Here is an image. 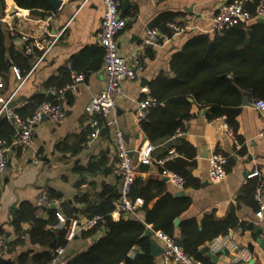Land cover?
Wrapping results in <instances>:
<instances>
[{"label": "crops", "instance_id": "obj_1", "mask_svg": "<svg viewBox=\"0 0 264 264\" xmlns=\"http://www.w3.org/2000/svg\"><path fill=\"white\" fill-rule=\"evenodd\" d=\"M124 1L121 0L120 14L130 17V20L118 34L119 52L126 57L137 56L143 70L135 79L123 82V94L116 100L115 113L102 117L85 110L105 83L104 52L96 36L103 13L102 0H89L78 11L75 6L80 0H74L71 4L62 3L58 10L50 8L45 1L46 5L33 8V11L43 16L33 15L28 8L18 7L14 0H4L0 25L5 31L7 53L10 48L22 51L18 39L21 33L27 34L36 43L29 56L30 68L23 76L20 74V79L13 69L4 74L6 81L0 75L3 83L1 97L7 99L16 91L14 98L23 99L15 108L7 109L9 112L16 114L18 109L28 105L32 96L43 94L51 97L49 91L56 87L46 86L47 81H55L57 85L67 74L69 82L74 74L84 75V81L77 91L68 93L63 101L65 117L56 125L43 118L35 126L31 145L25 148L11 147L7 153L11 165L0 173V230L9 239H15L9 225L12 209L25 201L34 203L41 189H52L59 196V201L53 204L54 209L67 214L70 207L74 213L72 217L78 218L85 217L79 214L75 216L84 206L81 199L91 205H98L117 189L119 170L114 143L116 127L123 131L126 146L137 160V151L151 143L142 131V119L136 114L139 101L152 97L156 79L172 77L171 60L189 40L198 35L206 34L211 39L215 36L211 33L210 17L231 0H129L127 6L123 5ZM168 13L175 15L174 22L182 23L189 29L182 34H174L167 26V32L159 29L158 18ZM186 14L191 15L190 21H186ZM9 27L14 29L16 35L9 33ZM151 27L158 29L160 44L142 46L146 30ZM48 45L50 47L45 53ZM41 55V61L32 70ZM245 95L250 94L244 93L243 97ZM209 112V107L193 105L189 119L183 121L182 127L171 138L159 144L151 143L155 147L151 153L152 162L143 167L144 164L136 161L134 192L139 193L136 197L143 200L147 197L151 199L148 209L162 198L190 199L189 207L175 218L179 220L177 225L174 220L176 237L180 235L179 224L183 220L195 219L201 224L205 217L224 221L234 216L239 225L230 229L229 233L240 246L248 247V243L254 245L253 259L247 264H264V251L254 242L252 231L246 228L249 222L264 228V213L262 218L256 216L257 207L252 190L249 193L247 189L245 191V187L255 179L261 178L264 182V112L253 109L250 103L243 105L241 101L235 116V127L227 122L224 115L209 119ZM113 117L117 120L116 127L112 125ZM224 124L230 131L223 127ZM92 133L96 135L91 136ZM179 138L195 149L194 164L188 170L191 177L197 180L195 187L176 189L159 173L160 166L156 161L164 159L159 158L162 152L174 149L168 143ZM212 152L228 157L226 175L219 183L208 180L207 160ZM36 154L40 158L38 163H33L32 158ZM175 157L178 154L175 153L171 159ZM95 163L98 165L91 166ZM254 171L258 175L247 177ZM179 192L182 193L180 196ZM124 216L120 215L113 220ZM128 216V219L143 221L145 209H139L138 218ZM24 228H27L26 224ZM99 232L100 237L105 231ZM148 238L154 239L153 235ZM94 241L92 236L77 235L69 244L67 258L86 250ZM157 243L161 246L159 241ZM35 249L40 250L38 247ZM130 253L131 256L141 253V248L134 246ZM203 255L204 264H233L226 253L209 255L205 251ZM7 258L12 259L10 256ZM152 258L154 264H164L161 254Z\"/></svg>", "mask_w": 264, "mask_h": 264}, {"label": "trees", "instance_id": "obj_2", "mask_svg": "<svg viewBox=\"0 0 264 264\" xmlns=\"http://www.w3.org/2000/svg\"><path fill=\"white\" fill-rule=\"evenodd\" d=\"M258 1H245V7L253 12ZM14 2L18 7L28 8L33 15L43 16L33 11V8L37 5H46L44 0ZM4 7V0H0V17ZM174 16L173 13L160 16L157 20L159 29L167 32L166 24L172 22ZM4 42L5 31L0 25V75L2 80L6 81L4 74L14 67L19 69L21 76L24 75L30 68V55L13 48L7 53ZM210 42L213 45L208 50ZM170 67L172 77H160L154 81L155 90L151 96L158 104L150 107L146 117L141 121L142 131L151 143L159 144L171 138L176 130L182 127L183 121L189 119L193 105L200 108L209 107V119L224 115L227 122L235 127V116L244 93L250 94L252 100L264 99V22L255 20L249 24L238 23L212 39L206 34L198 35L173 56ZM67 76L68 74L63 80H59L57 85L55 81H47L46 86L61 88L69 83ZM51 99L52 97L43 94L32 96L28 105L18 109L16 114L21 119H26L32 116L41 103ZM13 133V123L2 118L0 141L9 143ZM172 145L178 157L167 159L159 167V172L162 169L172 170L183 176L185 186H197V180L188 172L189 167L194 164L196 155L194 147L180 138L168 143V146ZM167 156L168 152L163 151L159 158ZM96 165L98 164H91L93 167ZM135 181L130 193L132 197L139 194L134 192ZM256 184L257 179L250 182L245 191L247 189L249 193L251 189L254 194ZM46 190L49 198L59 200V196L52 189ZM116 197L117 189L98 205H91L84 199L80 200L84 206L75 216L91 217L97 214L103 216L104 222L81 231L79 235L91 237L102 226L105 227V232L86 250L68 257L66 264H154V259L149 255V238L143 237L147 225L154 231H161L173 237L186 254L201 260L204 264L203 253L207 251L204 248L205 244L217 235L228 233L230 229L239 225L234 216L224 221H214L205 217L201 224L195 219H187L179 224L180 235L176 237L174 220L189 207V198L170 200L162 198L148 209L147 205L151 199L147 197L142 205L145 209V218L139 221L123 217L118 220L112 219L110 213ZM57 212L59 211L50 207L38 208L29 201L14 207L9 218V225L15 235L10 249L12 259L5 264H47L52 258L53 249L66 245L64 231L55 228ZM63 215L69 218L74 213L69 207L67 214ZM25 224L27 228H24ZM0 235L5 236L2 230ZM15 246H19V249H15ZM134 246L140 247L141 253L131 256L130 251ZM37 247L40 250L35 249Z\"/></svg>", "mask_w": 264, "mask_h": 264}, {"label": "built area", "instance_id": "obj_3", "mask_svg": "<svg viewBox=\"0 0 264 264\" xmlns=\"http://www.w3.org/2000/svg\"><path fill=\"white\" fill-rule=\"evenodd\" d=\"M62 3H73L74 0H60ZM89 0H80L75 6L78 11ZM103 13L101 17L100 29L97 32V39L104 50V87L101 92L94 96L86 106L87 113L107 117L115 113L116 100L123 94L122 84L124 81H131L136 78L137 74L143 70V65L140 59L133 55L126 57L119 52L117 37L118 34L125 28L130 17H125L120 14L121 0H102ZM264 18V0H259L251 12L245 7V0H231L224 4L218 11L214 12L210 17L211 33L222 35L230 26L238 23H248L257 18ZM186 21L191 20V15H185ZM174 34L185 33L189 27L182 23L168 22L166 24ZM9 33L16 35L14 29L9 27ZM21 43V50L26 55H31L36 46L34 40L30 39L27 34L21 33L18 37ZM54 41V40H53ZM161 37L156 27H151L146 30L145 36L141 41L142 46H157L160 44ZM50 45L45 48V53ZM41 55L32 70L41 61ZM16 77L20 79V72L17 68H13ZM83 74H74L72 80L61 88H52L49 93L52 97L50 101L41 103L34 111L32 116L21 119L17 114L9 112L6 108L7 102L14 99L16 91H14L7 99H3L0 95V117L3 116L11 121L14 125V133L9 143L4 140L0 141V173H3L7 168L8 156L7 153L11 147L25 148L31 145L33 133L36 124L40 123L43 116L50 121L51 124H58L65 117L63 101L68 93L76 92L79 85L83 83ZM3 83L0 80V89ZM158 101L155 98H146L139 101L136 109V114L139 119H143L147 115L150 107L156 106ZM250 105L253 109L264 112V99L251 100ZM112 125L117 126V120L113 117ZM223 127L230 131L227 125ZM92 133L91 136H95ZM114 143L116 154L118 157L119 182L117 186V197L113 201V210L110 213L112 219L120 215H132L138 218V211L143 205L141 197H132L131 188L136 178V161L141 164L149 165L152 162L151 153L155 149L154 145L148 143L143 148L137 151V160L133 155H130V150L127 148L123 131L117 126L114 131ZM175 155L174 149L168 152V156L164 159H159L156 163L162 166L166 159ZM40 156L34 155L33 163H38ZM208 180L211 183L221 182L226 175V164L228 157L219 152H212L208 157ZM160 175L167 178V181L176 189H183L185 179L183 176L168 169H162ZM258 175L257 171L248 174L247 177ZM256 203V216L262 218L264 213V182L258 178L253 194ZM59 200L49 198L46 189H41L34 199V204L38 208L49 207L56 204ZM57 223L55 228L64 231V240L66 245L53 249L51 260L47 264H66L67 250L73 239L81 233V231L91 229L92 227L103 223L104 219L101 215H92L91 217H65L62 213L57 212ZM150 228V227H148ZM155 240L161 243L163 248L162 259L164 264H203L201 260L186 254L183 249L175 242L174 238L161 231H153ZM15 238V237H14ZM14 239H9L0 235V258H7L10 254L11 243ZM19 249V246H15ZM206 249L209 253H226L231 263H249L253 259V254L246 246H240L228 232L219 234L206 243ZM131 254V253H130Z\"/></svg>", "mask_w": 264, "mask_h": 264}, {"label": "water", "instance_id": "obj_4", "mask_svg": "<svg viewBox=\"0 0 264 264\" xmlns=\"http://www.w3.org/2000/svg\"><path fill=\"white\" fill-rule=\"evenodd\" d=\"M47 2V4L50 6V8L54 9V10H58L61 6H62V2L60 0H45ZM130 4V1L129 0H125L124 1V6H127ZM258 22H263V18L259 17L256 19ZM249 32V31H248ZM212 47V43L209 44V49L210 50ZM251 97L250 95H245V97H243V100H242V104L243 105H249L250 101H251ZM23 101V99L21 98H17V99H12L10 100L9 102H7L6 104V108L7 109H12V108H15L18 104H20L21 102ZM207 110L205 109L204 110V113H206ZM43 118H46V116H43ZM125 138V136H124ZM130 155H133L132 151H130ZM11 165L10 161H8L7 163V166L9 167ZM165 181H167V178H164ZM182 193L179 192L178 193V196H180ZM43 209H45L46 207H42ZM51 208H55L54 205H51ZM129 216L128 215H125L124 216V219H128ZM179 223V220L176 219L175 220V224L177 225ZM246 228L248 230H251L252 231V234L254 236V242L259 246L261 247V249L264 251V228L262 226H255L253 224V222H249L246 226ZM102 232L105 231V227H101L100 229ZM99 234L100 232H96L92 235V239L93 240H96L98 237H99ZM153 235V230L151 228H146L144 233H143V237H151ZM150 242V255L152 257H156L158 256L159 254L162 255L163 253V248L162 246H160L158 243H157V240L155 239H150L149 240ZM53 246V245H52ZM253 244L252 243H248V248L250 249L251 252H253ZM211 253H209L210 255ZM213 257V255H211ZM11 259L9 258H0V264H5V263H8L10 262Z\"/></svg>", "mask_w": 264, "mask_h": 264}]
</instances>
